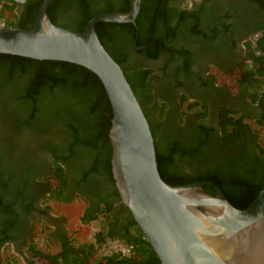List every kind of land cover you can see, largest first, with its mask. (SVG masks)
Masks as SVG:
<instances>
[{
	"label": "trees",
	"instance_id": "trees-1",
	"mask_svg": "<svg viewBox=\"0 0 264 264\" xmlns=\"http://www.w3.org/2000/svg\"><path fill=\"white\" fill-rule=\"evenodd\" d=\"M249 1L264 11V0ZM42 2L43 0H27L24 11L18 14L14 13L18 3L7 0L0 12V30L33 28ZM98 3L101 2L55 0L48 9V15L55 24L60 25L59 18L62 17L67 19L62 26L84 32L88 21L97 14L130 10L129 0H118L117 3L103 0L100 7H97ZM65 8L69 13L56 14ZM154 11L153 4L142 0L136 24L99 22L96 30L105 48L123 68L142 105L155 140L160 174L164 181L176 185L213 181L234 206L246 208L264 185V145H257L255 150L241 144L244 143L243 135L253 132L252 126L245 121L246 118L256 119L257 124L264 129V20L259 40L255 44H249V58L257 66L242 68L241 72L234 74L237 79L232 77L234 84H241L243 95L259 104L261 113L251 115L225 103L217 108V128L205 122H190L189 131L170 134L161 131L160 125L150 117L148 107L154 99L149 84L152 70L127 66L129 58L125 52L121 53L126 50L128 42H134L138 28L140 36L137 44H149L142 51L148 57L157 58L161 52L177 54L168 41L158 40L156 35H150L152 27L142 21L149 16L150 20L153 19L152 26L155 29L157 23L154 21H157V16ZM186 15L190 16V13H184L183 18ZM123 31L133 35L132 40L127 42L125 39L127 44L123 40L119 41ZM172 61H175L174 57L168 63ZM189 68L188 66L187 71L192 74ZM223 81L226 83L225 78ZM204 83L209 84L206 81ZM185 100L187 97L183 98ZM192 107L193 105L190 106ZM205 108V111L188 114L187 119H204L208 115L207 107ZM112 118V105L104 84L90 69L67 61L40 60L0 53V123L3 128L15 125L21 132H26V135L37 136L36 152L54 155V172L49 181L60 182L62 188L59 193L54 192L55 198L69 200L62 195L63 190L68 187L69 179L64 165L59 162L61 159L68 167H76L77 181L98 182V188L112 185L114 194L121 199L112 171L113 147L109 136ZM250 154L253 157H248ZM204 189L215 194L211 185H205ZM86 195L92 199V206L81 217L82 222L90 224L100 219L102 226L94 234L93 241L78 247L66 234L60 253L52 256L56 264L60 261L69 264H160L158 255L126 205L123 204L119 211L129 210L127 225L124 226L127 232H122L123 227H119L120 218L115 213L113 200L95 201L89 193ZM3 204L1 212L11 213L7 206L12 205L9 202ZM8 225L6 223L4 227L7 234ZM130 229H134V235L130 234ZM9 237L10 235L6 236ZM115 239L132 245V251L129 254L113 251L103 255Z\"/></svg>",
	"mask_w": 264,
	"mask_h": 264
},
{
	"label": "flooded vegetation",
	"instance_id": "flooded-vegetation-1",
	"mask_svg": "<svg viewBox=\"0 0 264 264\" xmlns=\"http://www.w3.org/2000/svg\"><path fill=\"white\" fill-rule=\"evenodd\" d=\"M6 1L0 0V12ZM97 1L103 3V0ZM15 2L18 6L15 7L14 13L21 14L27 0ZM146 2L154 5L156 10L154 14L157 16V21H154L157 23L155 29L152 26L153 19L150 20L149 16L142 20L152 27L150 35H156L158 40L168 41L177 54L161 52L157 58L148 57V54L142 51L149 44L144 49L139 47L145 45L137 44L140 36L138 28L134 42H128L132 40L133 35L125 31L121 32L119 41L123 40L126 43V39L128 42L126 43L128 46L125 45L126 50L121 51L129 58L127 66L152 70L149 84L154 99L148 109L152 121L160 125L161 131L183 134L189 131L190 122L191 124L205 122L217 128V108L225 103L251 115L261 113L259 104L243 95V91L240 90L241 84L233 82V78L237 79L233 77L239 72L237 69L257 66V63L249 58V44H255L263 32L264 11L257 4L249 0H146ZM101 3H98L97 7H100ZM57 12L58 15L60 13L66 15L69 10L65 8ZM186 12L190 13V16L186 15L183 18ZM66 20L61 17L59 23L62 24ZM119 44L121 46L120 42ZM172 57L175 61L168 63ZM188 66L192 74L188 73ZM224 78L226 83L223 81ZM184 97H187V100L183 101ZM205 106L208 111L207 117L202 120L187 119L188 114L205 111ZM245 121L251 126L253 122L257 124V120L252 117L246 118ZM252 128V133L243 135L244 143L241 144L256 150L257 145H262L261 137L253 126ZM37 140V136L26 135V132L23 133V130L21 132L15 125L3 128L0 123V252L2 247L8 245L30 249L33 244L38 243L40 237L35 236V225L42 223L46 229L49 228L48 234L56 239L60 248L57 253L59 254L66 234L70 239L71 236L67 229V218L55 212L52 201L57 200L68 205L77 201L81 203L80 215L83 216L92 206V199L86 195L88 193L95 201L113 200L115 213L120 218L119 227H123L122 232H127L124 226L127 225L129 210L119 212L123 203L114 194L113 186L98 188V182L77 181L76 167H68L61 159L59 162L64 165L69 179L68 187L63 190L62 195L69 200L54 197L56 196L54 192L62 191L60 182L49 181L54 172L55 157L48 152L44 154L36 152ZM248 157L253 155L250 154ZM4 202L12 205L7 206L10 207L11 213L1 212ZM6 223L9 224L8 234L4 231ZM130 234H135L134 229H130ZM7 235L10 237L6 238Z\"/></svg>",
	"mask_w": 264,
	"mask_h": 264
},
{
	"label": "water",
	"instance_id": "water-1",
	"mask_svg": "<svg viewBox=\"0 0 264 264\" xmlns=\"http://www.w3.org/2000/svg\"><path fill=\"white\" fill-rule=\"evenodd\" d=\"M54 1L43 0L33 28L0 30V53L72 62L99 76L113 110L109 136L116 187L160 264H264V185L241 209L213 181L176 185L160 174L142 105L96 30L99 22L135 23L142 0H130L127 12L93 16L84 32L51 21L48 9ZM205 185L213 186L215 194Z\"/></svg>",
	"mask_w": 264,
	"mask_h": 264
},
{
	"label": "rangeland",
	"instance_id": "rangeland-1",
	"mask_svg": "<svg viewBox=\"0 0 264 264\" xmlns=\"http://www.w3.org/2000/svg\"><path fill=\"white\" fill-rule=\"evenodd\" d=\"M241 70L242 68L237 69L239 72H241ZM252 126L260 133L261 143L264 145V129L254 122L252 123ZM80 204L81 203L77 201L69 205L60 203L57 200L52 201V208L55 212L67 218V229L76 247L81 246L88 241H93L94 234L102 226L100 219L94 220L90 224L83 223L81 220L82 216L80 215V213H82ZM48 232L49 228L46 229L42 223H37L35 225V236H40L38 243L33 244L30 249L28 247L22 249L16 245L2 247V252H0V264H56L52 256L56 255L60 248L57 246L56 239L51 237ZM129 245L130 244H126L123 240L115 239L102 254L108 255L113 253V251H116L117 248L123 246L128 248ZM58 264L65 263L60 261Z\"/></svg>",
	"mask_w": 264,
	"mask_h": 264
},
{
	"label": "built area",
	"instance_id": "built-area-1",
	"mask_svg": "<svg viewBox=\"0 0 264 264\" xmlns=\"http://www.w3.org/2000/svg\"><path fill=\"white\" fill-rule=\"evenodd\" d=\"M132 248H133L132 245H129L128 248H126V247L123 246V247L117 248L116 251L117 252L121 251L124 254H129L132 251Z\"/></svg>",
	"mask_w": 264,
	"mask_h": 264
}]
</instances>
